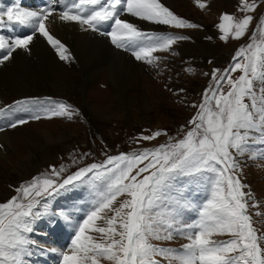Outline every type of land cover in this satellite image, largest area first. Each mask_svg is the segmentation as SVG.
I'll use <instances>...</instances> for the list:
<instances>
[{
  "label": "snow or ice",
  "instance_id": "obj_1",
  "mask_svg": "<svg viewBox=\"0 0 264 264\" xmlns=\"http://www.w3.org/2000/svg\"><path fill=\"white\" fill-rule=\"evenodd\" d=\"M197 3L201 8L206 6L199 0ZM73 7L77 11H62L59 19L87 25L92 31L111 22V30L101 34L109 35L117 48L131 50L137 60L153 67L159 60L154 53L168 51L177 40L187 37L143 32L122 20V14L174 28L197 27L174 15L160 0H78ZM256 8L255 2L241 0L242 11L254 12ZM53 14L51 9L38 13L9 6L0 9V26L32 27L57 49L62 60H67L65 46L49 33L45 24ZM222 19L225 23L219 25L224 33L221 39L227 41L229 35L234 39L244 37L253 16L234 20L233 16L224 15ZM32 40V35L11 40L0 35V50L6 49L0 64L10 59L17 49L28 51ZM251 40L239 49L234 64L217 81L215 90L210 88L204 94L203 103L194 105L199 108L190 121L194 127L183 139L141 153L111 156L103 164L80 169L58 185L50 177H37L19 190V197L0 204V264H24L23 257L30 243L25 234L32 230L33 220L41 215V198L46 199L57 189L77 183L102 187L98 189L94 209L78 227L71 248L61 253L62 264H101V260L110 264H160L157 257L167 260L168 264H264L261 246L264 235H258L253 227L248 214L250 193L243 190L245 186L235 175L239 168L236 157L249 150V141L264 144V19L260 20ZM236 71L242 74L233 80L231 73ZM213 79H217L215 70ZM225 83L230 86L226 94ZM72 114L69 106L59 104L45 117L71 119ZM40 118V115L33 117ZM27 122L21 119L10 127ZM162 134L166 135L156 132L141 139L152 140ZM145 161L148 163L144 164ZM141 164L144 166L139 167ZM53 171L60 177L65 169ZM183 177L207 180L211 185V196L201 206L199 219L194 223L182 224L180 219L182 210L189 206L179 192ZM125 195L128 199L114 208L117 199ZM106 210L114 214L102 215ZM100 220L104 221L103 226L97 224ZM93 232L100 234L99 240L90 234ZM225 234L232 239H211ZM178 236L189 241L180 250L152 243L153 240L171 241Z\"/></svg>",
  "mask_w": 264,
  "mask_h": 264
},
{
  "label": "rangeland",
  "instance_id": "obj_2",
  "mask_svg": "<svg viewBox=\"0 0 264 264\" xmlns=\"http://www.w3.org/2000/svg\"><path fill=\"white\" fill-rule=\"evenodd\" d=\"M248 2L257 4L254 12L242 11L241 0H199V3L206 5L203 8L198 6L197 0H160V3L174 15L197 25V27L192 28H174L133 16L132 24L134 23L143 32L152 33L156 31L158 35H165L163 30L171 28L184 33V37H187V39H181L180 42H175L170 48L173 54L166 51L171 56L165 57L159 62L157 61L156 67L142 60H137L132 52L112 46L106 39L108 35L105 34L103 41H105V46L110 52L114 51V55L123 56L138 65L137 70L132 73L133 76L129 79L131 83L126 87L121 99L120 94L116 95L118 92L112 82L114 81L113 78L111 79L113 62L104 61L97 70L89 72L91 82L84 83V78L78 73V59L75 57L72 47L70 46L65 52V55L69 57L67 60H62L58 51H52L55 48L48 47L56 62V65L51 67L49 78L42 71H39L34 78L26 76L27 85L23 81L14 82L13 88L6 96V102H8V105L16 103L29 104L30 100H34L39 95L68 98L61 99L57 97L53 100L43 101L40 113L41 118L44 119L40 118L38 121L18 125L15 128L9 127L0 131V134L10 132L14 138L13 142L16 141L15 143L19 145L16 150L21 154H23L22 147H28L30 140L38 139L39 144L45 146L46 143L42 134L46 130L55 136L61 133L63 138L62 141L59 139L53 144H49L47 147L52 145L49 149L46 150L45 146L44 150L38 151L37 159L35 161L32 159V167L30 165L27 168L21 167L18 169L19 172L8 171L7 173L6 167H8L9 162L5 159L0 161V169L4 170L9 178L8 181H5V176L0 177V204L19 197L21 195L19 190L31 184L37 178L36 176L42 173V170H46L42 177L47 176L54 180L51 168L56 164H60L61 161L63 162L67 155L73 156L76 149V160L74 159L76 162L72 164V161H70L68 166H74L87 160L89 162L74 166L64 176L54 180L57 185L82 168L92 164H103L111 156L132 155L129 151H138L137 149L154 145L166 135L162 134L154 140H143L141 139L143 136H152L156 132H161L169 133L168 135H171L172 141L176 138V142L183 139L187 131L191 130L192 124L190 121L199 111V108L194 107V105L198 106L203 103L205 92L210 88L212 89V83L208 81V75L203 72L215 70L217 76H223L234 64L239 49L252 42L253 33L256 31L260 20L264 19V0H248ZM224 15L233 16L234 20H240L245 15L253 16L246 35L241 39H234L231 35H229L227 41L221 39L224 33L220 30L219 25L225 23L222 19ZM42 38L47 44L46 38L44 36ZM257 39H260L259 35ZM41 45V43L33 42L28 50L31 51L30 54L27 53L28 51L21 49L13 52L11 58H14L18 65L17 58L33 61V65H41L43 58L40 56L39 59L33 57L36 53L35 48ZM14 55L15 57H13ZM155 56L159 57L157 54ZM18 65L15 66L16 71L20 67ZM3 66L4 64H0V68H3ZM241 74L240 71L232 72V79H238ZM229 90L230 86L225 83L223 92L226 94ZM124 96L132 106L125 107ZM95 103L102 104L104 108L100 111L91 108L90 106ZM59 104L69 106L73 112L71 119L67 116H56L51 119L45 117L47 112ZM4 105L0 102V107ZM18 120L20 119H16L12 123ZM165 144L168 143L161 144L158 147ZM249 144V150L236 157L239 168L235 175L239 176L241 183L245 186L243 190L250 193V196L247 197L249 202L248 214L252 218L253 227L257 230L258 235H264V144L253 141H249ZM2 148L1 145L0 149ZM5 154L10 156L13 153L6 150ZM146 163L148 161L144 162V164ZM66 164L67 161L62 168H65ZM144 164L139 165V167H143ZM197 186H200V183ZM80 187L85 190V197L91 207V212L97 201L98 189L102 185L94 187L89 183H77L75 186L68 185L65 189H57L56 191L65 192ZM125 199H128L126 195L119 197L113 207H118L120 202ZM189 200L197 202L196 198H190ZM63 211L57 209L56 213L61 214ZM113 214L106 210L102 215L112 216ZM97 224L103 226L104 221H97ZM70 226L67 221H59V225L55 228L63 234L68 231L67 235L65 234L67 238L72 232ZM39 227L40 231L43 228L42 223ZM41 232L43 233L44 230ZM90 234L92 236L96 235L94 232ZM44 236L47 237L48 234L46 233ZM228 236L230 235H214L213 237L224 238ZM97 239L99 240L100 237ZM185 241L188 240L185 239ZM175 242L178 241L175 239L171 241H152L153 244L166 248ZM261 246L264 247V244ZM55 248L60 251L58 246H55ZM106 263L110 264L107 260H101V264Z\"/></svg>",
  "mask_w": 264,
  "mask_h": 264
},
{
  "label": "bare ground",
  "instance_id": "obj_3",
  "mask_svg": "<svg viewBox=\"0 0 264 264\" xmlns=\"http://www.w3.org/2000/svg\"><path fill=\"white\" fill-rule=\"evenodd\" d=\"M42 1H44L45 3H50V5L53 6L52 10L54 14L50 16L47 21H45L47 30L55 39H58L65 46V48L70 46L72 47L75 57L78 59L77 62V66L79 67L78 73L84 78V83L91 82V76L89 72H91L92 70H97L99 67L102 66V63H104V61L113 62L114 66L111 72V79L113 78L114 81L112 82L115 84L116 90L118 92L116 93V95L120 94L121 97L120 96L119 97L121 99L122 96L124 95L126 87L128 86L129 83H131L129 79L131 76H133L132 73L135 70H137L136 68L138 65L134 64L132 61L126 59L123 56L114 55L113 54L114 51L110 52L108 48L105 46V41H103L105 38V34L102 35L101 32L106 33L110 31L111 22H107L105 24L100 25L98 31H92L90 28H88L87 25L81 26L79 23L76 22H65L60 20L59 13L64 11L65 8H70L73 12L77 11V9H75L73 6L75 3L78 2V0H57L58 3L52 0H40L38 2H30L29 0H5L4 6L6 8L9 6L18 7V5L21 4L22 6H24L23 9L26 11H35L38 13L40 12L43 13L45 10L40 8V4ZM84 14L87 15V12H85ZM120 18L128 23H132L133 20L130 14L127 13H125ZM0 28H5V30L13 32L14 35L12 37L4 36L8 40L14 39L17 36H21V37L27 36L29 35L28 32L30 31V30L27 31L26 29L21 30L15 24L13 25L7 24L5 26H0ZM30 35H32L33 38L34 37L36 38L32 40L29 47L33 44V42L36 43L38 42L42 44L41 46L38 47L35 46L36 53L33 55V57L35 58H38L39 56L43 58L42 64L33 65L34 64L33 61L27 59H20V58H17L18 61L16 60L19 63V65L15 62L14 58H10L6 62H4L3 68H0V102L2 103L6 102V96L13 88L14 82L23 81L24 84L27 85L25 79L26 76L34 78L35 75L39 73V71H42L43 74H45V76L49 78L51 67L56 65L52 52L48 48L51 47L52 49V46L48 43L47 39L46 41L48 45L43 40L42 38L43 36L40 35L39 32L35 31L33 34ZM19 50L21 49H17L16 51ZM104 51H106L107 53ZM5 52L6 49H4V53ZM13 57H15V55ZM44 58L47 60H45ZM17 65L18 67L20 66L18 71H16L15 69V66ZM124 105L125 107L132 106V104H130L129 101L126 100L125 96H124ZM90 107L96 109L97 111L98 110L100 111L101 109L104 108L102 104H98V103H95ZM65 132L69 133V131L67 130H65ZM42 136L44 142L46 143L45 145L46 150L52 147V145L47 147L49 144H53L56 140L59 139L62 141L63 138V134L59 133L58 135L55 136L50 131L48 132L47 130L43 132ZM13 140H14L13 136L8 131L0 134V146L1 145L3 146V148L0 149V161L2 159H5L9 162L7 165L8 167H6L7 173L8 171L16 172L21 167L27 168L29 165L31 166L33 162L32 159H34V161L37 159L38 151L45 149L44 145L41 146V144H39L40 142L38 139L30 140L29 141L30 144L28 147L25 148L22 147L23 154H21L16 150V148L19 147V145L15 143L16 141L13 142ZM6 150H8L13 154L10 156L6 155L5 154ZM0 172H1L0 177L5 176L6 178L5 181H8L9 180L8 174L6 175L5 171L1 169ZM49 231L52 232V235L56 238L57 242L53 243L52 241H49L48 236L47 237L44 236ZM44 232L43 233L41 231L37 232L40 238V242H39L40 247L50 251L51 249L57 251L55 246H58L59 247L58 250L60 251L64 250L68 242V238H66L65 234L67 235L68 231H65V234H63L57 228L53 229V227H51L47 230H44ZM43 255L47 256V254L45 253H43ZM35 261L37 264H42V263L44 264L46 262L43 261L42 258H36Z\"/></svg>",
  "mask_w": 264,
  "mask_h": 264
}]
</instances>
